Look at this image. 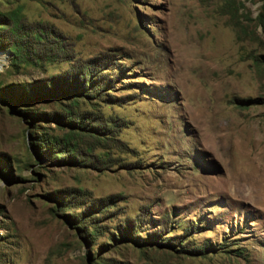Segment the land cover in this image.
I'll list each match as a JSON object with an SVG mask.
<instances>
[{
    "label": "rangeland",
    "instance_id": "obj_1",
    "mask_svg": "<svg viewBox=\"0 0 264 264\" xmlns=\"http://www.w3.org/2000/svg\"><path fill=\"white\" fill-rule=\"evenodd\" d=\"M262 152L264 0H0V264H264Z\"/></svg>",
    "mask_w": 264,
    "mask_h": 264
},
{
    "label": "trees",
    "instance_id": "obj_2",
    "mask_svg": "<svg viewBox=\"0 0 264 264\" xmlns=\"http://www.w3.org/2000/svg\"><path fill=\"white\" fill-rule=\"evenodd\" d=\"M8 47L12 51V53H14V57L19 56L20 51H22V49L20 48L21 46L16 41H10ZM74 126L75 124L71 127L73 128Z\"/></svg>",
    "mask_w": 264,
    "mask_h": 264
},
{
    "label": "bare ground",
    "instance_id": "obj_3",
    "mask_svg": "<svg viewBox=\"0 0 264 264\" xmlns=\"http://www.w3.org/2000/svg\"><path fill=\"white\" fill-rule=\"evenodd\" d=\"M262 153H263V154H262L261 157H262L263 159H262V162H261L259 165L261 166V169H262L261 171H262V177H263V179L259 180V179H260V178H259L258 180H259L260 185H261V188H260V189H261V192H262V194L264 195V152H262ZM260 166H258V167L260 168ZM258 172H260V171H258ZM258 174H259V173H258ZM258 177H259V176H258ZM253 180H254V177H253ZM250 181H252V180H250ZM251 183H252V182H251ZM256 184H257V182H256ZM259 187H260V186H259ZM240 190H241V189H240ZM240 190H239V191H240ZM242 192H243V191H242ZM240 193H241V192H240Z\"/></svg>",
    "mask_w": 264,
    "mask_h": 264
}]
</instances>
